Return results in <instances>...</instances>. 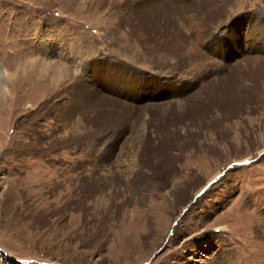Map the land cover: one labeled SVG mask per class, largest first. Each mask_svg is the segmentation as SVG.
<instances>
[{"label":"rangeland","instance_id":"rangeland-1","mask_svg":"<svg viewBox=\"0 0 264 264\" xmlns=\"http://www.w3.org/2000/svg\"><path fill=\"white\" fill-rule=\"evenodd\" d=\"M136 1L0 0V264H264V0L177 67L121 23ZM221 80L254 101L224 114ZM82 85L124 101L106 140Z\"/></svg>","mask_w":264,"mask_h":264},{"label":"bare ground","instance_id":"bare-ground-1","mask_svg":"<svg viewBox=\"0 0 264 264\" xmlns=\"http://www.w3.org/2000/svg\"><path fill=\"white\" fill-rule=\"evenodd\" d=\"M163 1L137 0L135 5L131 6L133 10H127V16L121 23L128 25L131 32L141 33L139 41L147 53L154 56L162 53L165 58L170 57L169 59L177 61L176 67L190 64V59L195 55L208 59L203 50L218 35L219 32H216L212 25L225 16L229 0ZM144 17L149 20L144 22ZM181 18L185 19L188 24H182ZM186 28L190 33L186 31ZM214 88L217 89L220 98H211L212 105L222 108L224 114L225 112H236L243 101H254L253 91H246L240 99L233 93L229 82L224 80L215 83ZM78 89V94L72 99L69 111L79 113L89 129L101 130L103 138L106 137L104 140L111 137L114 133V126L119 122L116 109L124 105V101L112 95L95 94L92 89L84 85ZM204 105L201 98L197 99L191 113L203 114L207 111ZM191 113L187 112L188 118ZM199 121L203 125L204 121L202 119ZM101 140L103 139L99 138V141Z\"/></svg>","mask_w":264,"mask_h":264}]
</instances>
